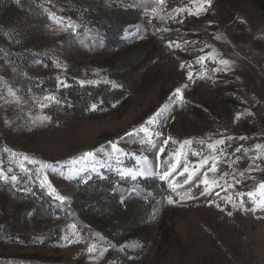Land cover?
<instances>
[{"label": "rangeland", "instance_id": "rangeland-1", "mask_svg": "<svg viewBox=\"0 0 264 264\" xmlns=\"http://www.w3.org/2000/svg\"><path fill=\"white\" fill-rule=\"evenodd\" d=\"M133 1L144 15L122 39L142 42L149 24L156 58L134 71L130 95L113 111L80 118L61 89L72 82L121 88L110 75L132 68L106 65L110 42L85 18L97 23L95 16L131 3L0 0V264H107L108 246L86 236L55 201L110 172L170 173L163 180L173 196L160 198L157 213L173 232L162 245L157 234L139 264H264L261 10L255 0H182L172 9ZM204 173L216 181L209 192ZM186 192L192 198L182 199Z\"/></svg>", "mask_w": 264, "mask_h": 264}, {"label": "trees", "instance_id": "trees-1", "mask_svg": "<svg viewBox=\"0 0 264 264\" xmlns=\"http://www.w3.org/2000/svg\"><path fill=\"white\" fill-rule=\"evenodd\" d=\"M181 1L165 0V6L172 9ZM125 2L131 3V6H116L111 12H103L95 16L97 23L92 17L85 18L90 27H95L110 42L108 46L112 55L106 60V65L113 69L120 62L132 68L110 75L124 85L121 88L102 83L81 85L72 82L69 87L61 89L59 94L66 101L67 108L80 118L98 115L96 112L100 110L113 111L116 104L123 103L130 95L127 85H132L134 71L141 69L148 56V62L156 58L148 51L153 30L149 24L142 42L133 44L123 41L122 34L127 27L141 22L144 15L136 1ZM255 3L264 18V0H255ZM93 105H96L95 110H92ZM165 156L163 153L162 158ZM163 196L173 195L167 182L158 176L132 178L110 172L93 175L79 185L70 200L55 202L62 206L86 236L108 246L107 264H139L157 234L162 245L170 240L173 232L169 218L161 221L163 215L157 213ZM59 261V258H49L50 264H60Z\"/></svg>", "mask_w": 264, "mask_h": 264}, {"label": "snow or ice", "instance_id": "snow-or-ice-1", "mask_svg": "<svg viewBox=\"0 0 264 264\" xmlns=\"http://www.w3.org/2000/svg\"><path fill=\"white\" fill-rule=\"evenodd\" d=\"M158 3H160V4H164V3H165V0H158ZM211 3H212V0H202V4H207L208 6H210ZM176 11H177V12H181V11H184V9H177ZM200 11H207V9L201 7V8H200ZM189 14H192L190 10H189ZM196 14L198 15V14H199V11H198ZM180 22L182 23V21H180ZM219 38H220V37H217V39H219ZM173 46H175V47H177V48L180 47L179 44H176V43L170 41V42H169V47H173ZM200 59H203V58H200ZM220 63H221V64H224V65H228V64H229V61H228V60H221ZM189 77H191V73H189ZM176 93H180V89H179V88L176 89ZM176 93H174V95H175ZM9 94H10V95H14V93L11 91V89H9ZM181 98H182V97H181ZM95 107H96L95 105L92 106L93 109H95ZM162 110H163V109H162ZM162 110H161V111H162ZM156 115H159V113H157ZM154 121H155V116L152 117V118H150L149 121H148V123H153ZM143 130H144V131H147V129H143ZM184 143H185V144H190L191 141H185ZM201 143H204V142L201 141ZM215 143H216V144H223V143H224V140H223V139H220V140H217ZM208 147H209V148H213L214 145L209 144ZM259 147H261V146H260V145H257V148H259ZM161 151H163V149H161ZM237 151H239V149H237ZM85 155L91 157V156L93 155V153L89 152V153H86ZM26 159H27V158H26ZM207 162H208V161H207V158H206V159H205L204 161H202L201 163H202V164H205V163H207ZM42 167H46V165H42ZM174 170H175V166L172 167V171H174ZM216 170H217V169H216V165L213 164V165L211 166V168H210V171L215 172ZM184 171H188L187 167L184 169ZM169 175H170L169 172H165V173H163V175H162L161 178H162V179H167ZM225 175H226V174H225ZM241 175H243V173H241ZM12 179L15 180L16 177L13 176ZM189 179H191V176H189ZM200 183L205 185V189H204V191H205V192H209V191H210V186H211V185H215V184H216V181L213 180V181L210 182L207 173H204L203 179L200 181ZM172 187H173V191H175L177 185L173 184ZM260 188H261V189H264V184H261V185H260ZM248 195H249V196H252L253 193H249ZM185 197H186V198H189V199L192 198L191 195H190V192H186V193H184V194L182 195L181 198L183 199V198H185ZM168 203H169V204H172V203H174V201H173L171 198H169ZM216 207L219 208L220 205L217 204ZM221 210H223V209H221ZM228 214H229V215H232L231 212H229ZM95 249H96V245H95V244H92V245L88 248V251H89V252H93V251H95ZM101 255H103L102 252H101Z\"/></svg>", "mask_w": 264, "mask_h": 264}]
</instances>
